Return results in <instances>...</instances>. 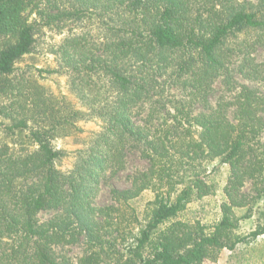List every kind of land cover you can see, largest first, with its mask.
<instances>
[{"label": "trees", "instance_id": "trees-1", "mask_svg": "<svg viewBox=\"0 0 264 264\" xmlns=\"http://www.w3.org/2000/svg\"><path fill=\"white\" fill-rule=\"evenodd\" d=\"M37 24L66 29L53 51L56 67L45 72L66 73L75 101L15 71L34 48ZM259 49L264 0H0V264H63L55 248L78 242L77 264H202L224 246L237 226L233 208L244 203L235 194L245 181L264 197V151L256 147L264 94L234 78L238 73L264 87ZM218 76L233 97L194 113V102L209 105ZM168 87L187 95L173 107L172 123L153 122L160 95L144 123H136L135 110ZM91 119L98 129L74 152L72 167L58 169L67 152L51 140L83 131L79 122ZM129 142L139 143L147 168L131 176L128 188L112 190L114 203L96 204L103 178L124 168ZM216 159L229 166L228 201L213 230L181 221L160 229L191 193H209L201 167ZM145 189L154 192V207L144 224L134 218L130 256L121 261V208ZM44 210L55 213L40 220ZM262 234L258 225L229 247Z\"/></svg>", "mask_w": 264, "mask_h": 264}, {"label": "rangeland", "instance_id": "rangeland-1", "mask_svg": "<svg viewBox=\"0 0 264 264\" xmlns=\"http://www.w3.org/2000/svg\"><path fill=\"white\" fill-rule=\"evenodd\" d=\"M33 18V17H32ZM30 17V20L32 19ZM38 25V24H37ZM36 25V26H37ZM66 29L50 28L49 26H37V33L35 34V45L33 50L24 55L15 63V71L17 74L24 75L31 80L36 79V82L42 85L47 92L55 95L65 94L71 100L75 101L74 96L68 90L67 75L64 72L46 73V69H53L56 67V60L54 49L61 43ZM257 59L264 57V51L259 49L255 53ZM236 63V62H235ZM41 69V71H37ZM234 78L248 86L257 87L259 91L264 94V87L256 80H249L235 73ZM212 89L207 92L208 106L205 107L202 103L194 102L192 104V111L194 113L207 112L218 99L223 98L230 100L233 97L235 90H227L222 77L218 76L212 81ZM156 95H160V100L155 106L153 122H167L172 123V116L175 114L174 106L179 105L187 99L186 92L180 87H168L162 92H153L152 100H148L138 110H135L134 121L138 124L144 123L145 116L150 109V104L154 101L156 104ZM233 107H229L227 114L232 118ZM79 125L83 131L75 132L70 135L58 134L51 140V144L56 148L64 149L67 155L58 163L56 167L62 171H67L72 167L74 161V152L77 149L84 148L85 139L90 130H97L99 121L91 119L87 121H80ZM2 126V125H1ZM0 130V138L2 136ZM8 140V138L6 139ZM9 141V140H8ZM259 145L257 153L264 151V132L260 134ZM142 148L139 143L129 142L126 155L125 166L116 173L107 174L100 185L99 192L95 198V203L98 205H107L114 203L111 197L112 190H123L130 186L131 176L138 171L147 168L148 161L143 157ZM202 176L205 183L209 186V193L197 197L194 193L189 195V200L185 202L184 207L177 213L172 220L161 225L160 229H164L173 221H181L188 223L195 229L202 227L203 231L209 233L213 230V224L217 223L221 217V204L227 202L228 199L223 191L229 177V166L226 163H221L218 159L211 163L204 164L201 167ZM184 187L183 184L177 185L175 190L170 193V199L174 200L176 195ZM238 199L244 203L242 206L234 207L233 212L238 218L237 226L231 230L229 238L224 241V246L214 248L209 251L204 258L202 264H264V234L256 238L248 237L243 241L236 242L230 248L229 245L236 237L248 234L250 231L257 228L258 225H264V197L258 195L254 183L246 180L244 185L235 194ZM154 192L151 189L143 190L137 197L128 201L127 206L121 208V215L125 217V221L121 224L126 240L117 243V250L121 261L130 256L129 248L131 247L132 239L129 238V231H137V224L134 220L136 218L140 224H144L154 207ZM55 211L44 210L38 213L40 220H45L51 217ZM133 217V218H130ZM198 225V226H197ZM151 247L144 249L143 255L149 252ZM59 260L63 264H77V259L82 253L81 242L59 246L55 248ZM117 258V257H116Z\"/></svg>", "mask_w": 264, "mask_h": 264}]
</instances>
